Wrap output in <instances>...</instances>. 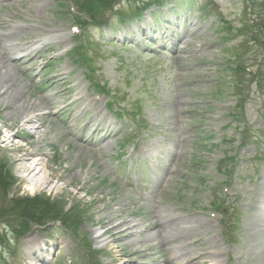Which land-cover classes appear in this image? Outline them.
<instances>
[{
    "label": "rangeland",
    "instance_id": "rangeland-1",
    "mask_svg": "<svg viewBox=\"0 0 264 264\" xmlns=\"http://www.w3.org/2000/svg\"><path fill=\"white\" fill-rule=\"evenodd\" d=\"M145 1L115 0L102 12L106 24L98 29L81 12L91 24L81 34L91 41L84 51L88 77L83 61L72 62L69 54L84 36L63 43V31L70 36V26L81 15L74 0H0V20L12 23L0 24L1 41L21 46L38 40L45 51L27 58L28 73L3 60L9 80L0 79V84L13 90L10 100L0 102V264H42L43 255L35 252L30 260L29 240L48 244L44 264H116L117 258L119 264H165L161 233L147 227L160 211L173 217L165 230L174 234L171 241L175 237L179 248L203 239L202 245L213 247L210 260L219 248L223 264H264L257 238L251 240L253 247L247 238L244 246L240 240L254 213L253 194L264 188L258 176L264 174V0H161L166 7L151 6L131 18L130 11ZM155 21L174 22L170 30L179 34L170 39L159 27L153 41ZM12 51L15 59L22 55ZM247 66V74L228 72ZM60 90L64 94L59 97ZM49 93L55 97L49 96L50 109L42 102ZM57 99L66 110L60 113L64 121L36 115L52 110ZM84 99L97 106L84 107ZM106 102L123 122L109 113ZM77 107L81 114L72 138L66 121ZM229 112L245 125L232 124ZM104 115L112 123V136L96 149L79 139L77 130L91 117ZM19 127L25 130L16 132ZM19 146L40 158L35 176H26L15 163L22 156ZM139 150L143 154L136 156ZM145 176V186L137 183ZM153 182L158 186L152 190ZM216 200L224 206L216 208ZM113 217L126 220L129 229L122 234L130 233L124 238L107 233L108 245H101L94 234L102 233L103 220ZM197 246L186 250H200ZM175 248L169 252L177 256Z\"/></svg>",
    "mask_w": 264,
    "mask_h": 264
},
{
    "label": "bare ground",
    "instance_id": "bare-ground-1",
    "mask_svg": "<svg viewBox=\"0 0 264 264\" xmlns=\"http://www.w3.org/2000/svg\"><path fill=\"white\" fill-rule=\"evenodd\" d=\"M3 20H4V22H3ZM1 22H0V24H10L11 25V23L9 22L10 20H8L7 18H5V19H1L0 20ZM14 26V25H13ZM53 33V32H52ZM11 34H13V33H11ZM52 35V34H51ZM58 36V35H57ZM46 37V36H45ZM47 37H49V36H47ZM47 37L45 38L46 40H47ZM49 38H51V36L49 37ZM57 38H59V37H57ZM61 40V39H60ZM2 42L3 41H1V39H0V52H2L4 55H2V54H0V79H3L2 81L5 83V81H7V80H9L8 78H6L5 76L7 75V74H9L8 73V67H9V65H7L6 66V64L4 65V63H3V60H5V61H10L11 60V58H10V53L12 52V50L13 49H16V50H21L22 49V47H20V46H16V45H8V44H6L5 42H3V44H2ZM35 44L34 43H27V44H25V46H26V48H30V49H32L33 48V46H34ZM31 51H35V49H32ZM10 52V53H9ZM6 56V57H5ZM7 58V59H6ZM23 60V59H22ZM11 66V65H10ZM7 67V68H6ZM10 69V68H9ZM4 78H6V79H4ZM3 82H1V84H0V102L1 103H3L4 102V100L5 99H9V88H11L12 90H13V88L12 87H10V86H4V85H2V83ZM11 89H10V91H11ZM13 92V91H12ZM19 95V94H18ZM13 96H14V94H13ZM21 96V95H20ZM17 97H15V99H16ZM20 98V97H19ZM21 99V98H20ZM43 100H42V102L43 103H45V107H47L48 109H50V106L52 105L51 103H50V101H49V96H45L44 95V97L42 98ZM10 100V99H9ZM21 101V100H20ZM8 102V101H7ZM12 102H14V101H12ZM90 101H86V100H82L81 101V104H83L84 105V107H87V106H89L90 104H91V102L89 103ZM22 103V102H21ZM25 103V102H24ZM54 103V102H53ZM10 104V103H9ZM15 104V103H14ZM20 104V103H19ZM21 105V104H20ZM23 106V105H22ZM93 106H95V104H93ZM20 108V107H19ZM12 109V108H11ZM80 108L79 107H77L76 109H75V113H74V116H73V118H77L78 116H80V114H81V111L79 110ZM23 112V111H22ZM25 112V111H24ZM47 113L48 114H50V115H52V114H54L53 113V111L52 110H49V111H47ZM47 113H37L36 115L37 116H41V115H43V114H47ZM19 114V113H18ZM32 117H36V116H32ZM31 119V118H30ZM27 121L28 122H30L28 119H27ZM108 121V122H107ZM88 123H89V125L90 126H93L96 130L100 127V125L101 124H107L108 126L111 124V122L108 120V119H105V117H101L100 118V120L99 121H96V120H94V118H90L89 120H88ZM25 124H26V122H25ZM71 128V127H70ZM23 130H25L24 128H18V130L16 131V132H20V131H22L23 132ZM15 132V133H16ZM22 132H20V133H22ZM15 133H13L14 134V136L16 137L17 135L15 134ZM71 134V133H70ZM103 139H104V136L102 137ZM7 139V141H8V139H9V137H7L6 138ZM12 143V142H11ZM14 144V143H13ZM16 147V146H15ZM16 149V148H15ZM27 149V148H26ZM17 150H18V152H20V151H22V156L20 157V158H18L17 160H15V163H17L20 167H21V170L23 169V171L25 172V174H26V176L28 175V176H30V175H32V173H35L36 172V170L38 169L36 166H39L40 165V163H41V161H40V158L39 159H37L36 158V155L35 154H32L31 152H25V147H22V146H19L18 148H17ZM20 150V151H19ZM14 160V159H13ZM28 162H30V165H27V163ZM27 166H30V167H27ZM39 171H41V170H39ZM36 173H38V172H36ZM43 175H45V172L43 173ZM42 175V176H43ZM32 176H35V174H33ZM32 178V177H31ZM30 178V179H31ZM47 178V175H45V176H43L42 177V179L41 180H43V182H45L46 179ZM263 178H264V176H263ZM42 182V183H43ZM264 183V181H262V183L261 184H263ZM44 184V183H43ZM45 184H46V182H45ZM261 193V194H260ZM264 202V194L262 193V192H258L257 193V200H256V202H255V204L253 205V210H254V213H251V214H249V219H248V221H247V223L245 224V230H246V232H247V234L246 235H242V237H241V242H242V244H243V246L245 245V243H246V238H247V240H248V244H249V247H253L252 245H251V240H255L256 238H257V245H258V247L259 248H261L263 251H264V237L263 238H261L262 236H264V206H262V203ZM166 214V213H165ZM161 215V211H160V213H159V217H165V218H162L163 220H166L167 221V224H164L159 218H157L156 219V222H155V229H156V231H158V232H160L161 234H160V236H161V239L164 241V239H163V237H162V235H166V239L165 240H167V239H169V233H168V230H165V228L168 226V225H170L171 223H172V221L174 220L173 219V217H171V218H169L168 219V217H169V215L167 214L166 216L165 215H163V216H160ZM107 217V216H106ZM111 218V217H110ZM102 219V218H101ZM100 220V219H99ZM116 219L113 217L112 219H104L103 220V222H104V225L106 226H104L105 227V229L103 230V232L102 233H100V234H94V239H95V241H97V242H100L101 243V245H105V244H107L108 245V242H106V238H105V236L106 235H108L109 233H113V234H116L117 235V237L118 238H124V237H128L127 235L130 233V231H127L126 233H124V234H122L123 233V231L125 232V230H127V229H129V225L126 223V220H118V221H116ZM160 227H162L163 228V230H160L159 228ZM190 227H192V226H190ZM184 228V227H183ZM193 231H195V230H193ZM108 233V234H107ZM23 234H25V233H23ZM191 238V237H190ZM189 238V239H190ZM35 242H39V240H36ZM196 242H197V244H196ZM202 242H203V239H195V240H188L186 243H185V246H186V249L187 248H193V247H195L196 245H199L200 246V250H193L192 249V251L190 252V253H187V254H185L183 257H185V259L186 258H189V257H192V256H194V255H197V256H199L200 258H201V260H200V262L202 263V264H205V263H207V264H222L221 262H222V260H221V258H220V256H221V254H222V252H221V250H216V251H214V256L212 255L211 256V258H212V263H208V260H205V259H203V256L205 255L206 257L205 258H207V259H209V255H210V253H211V249L213 248V247H211L210 245H208L207 247L205 246V245H202ZM28 243L30 244V243H32L30 246H29V250H31V252L29 251V258H30V253H33L34 254V252H35V254L37 255V256H41V255H43V260H45V254L43 253V249L45 248V244L44 243H42V242H39V243H41L42 245L40 246L39 244H33V242H30V240L28 241ZM167 244H168V242H166ZM58 246V245H57ZM31 248V249H30ZM152 248V247H151ZM108 249V248H107ZM204 249H210V251H208V252H205L204 251ZM42 251V252H41ZM218 251V252H217ZM142 252L144 253V251H141V254H142ZM118 253H116L115 255H117ZM140 254V255H141ZM146 254V253H145ZM115 255H113L112 256V258L115 256ZM143 255V254H142ZM213 257H215V258H213ZM36 258V257H35ZM38 258V257H37ZM40 258V257H39ZM111 258V259H112ZM262 259H264V256L262 257ZM30 260H31V258H30ZM39 260V259H38ZM115 261H117L116 262V264H119V258H117ZM32 262V263H31ZM112 262H114V261H112ZM205 262V263H204ZM122 263V262H121ZM27 264H34V262L31 260V261H29V262H27ZM42 264H44V262L42 263ZM144 264H146L145 262H144Z\"/></svg>",
    "mask_w": 264,
    "mask_h": 264
},
{
    "label": "trees",
    "instance_id": "trees-1",
    "mask_svg": "<svg viewBox=\"0 0 264 264\" xmlns=\"http://www.w3.org/2000/svg\"><path fill=\"white\" fill-rule=\"evenodd\" d=\"M26 200H28V199H26ZM20 201V200H19Z\"/></svg>",
    "mask_w": 264,
    "mask_h": 264
}]
</instances>
